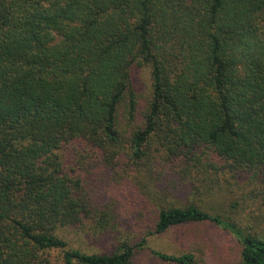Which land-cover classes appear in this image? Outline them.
I'll return each mask as SVG.
<instances>
[{"label":"trees","instance_id":"obj_1","mask_svg":"<svg viewBox=\"0 0 264 264\" xmlns=\"http://www.w3.org/2000/svg\"><path fill=\"white\" fill-rule=\"evenodd\" d=\"M86 172L125 188L103 202ZM259 194L264 0H0V264H135L146 236L199 223L264 264ZM149 204L155 229L133 242L122 222ZM116 233L110 252L66 237Z\"/></svg>","mask_w":264,"mask_h":264},{"label":"rangeland","instance_id":"obj_2","mask_svg":"<svg viewBox=\"0 0 264 264\" xmlns=\"http://www.w3.org/2000/svg\"><path fill=\"white\" fill-rule=\"evenodd\" d=\"M132 75L134 84L140 93L146 94L150 92V69L145 65L135 63L132 67ZM87 179L90 184L95 186L100 192V197L103 202L110 201V197H115L119 190H123L125 185L118 186L113 183L103 181L101 177L96 174H89L86 172ZM243 181V180H241ZM260 184V183H257ZM250 188H255L252 185ZM228 191H231L229 188ZM236 191V190H235ZM224 195L227 198L231 193ZM238 197L240 192H238ZM249 193V191H248ZM117 200V199H116ZM176 200V199H175ZM175 200L168 204H174ZM223 200V199H221ZM261 203L264 202L262 194L257 198ZM186 201L182 196L176 204H182ZM230 203V200L227 202ZM120 203H118L119 205ZM175 204V205H176ZM245 206V204H242ZM228 208V206L226 207ZM246 209L237 212L238 219L248 221L251 216L247 208H254L255 206H245ZM120 211L125 218L127 208L120 206ZM139 222H131L133 225L130 227L126 222H122L123 230L126 236L134 238L133 242H140L146 234L155 229V222L157 219V209L149 204L143 211ZM138 221V220H137ZM264 225V223H262ZM142 226V227H141ZM264 233V228L258 229ZM119 233L116 234H103V235H77L68 234L67 239L73 247H79L87 252H110L119 243ZM147 247L137 249L134 257L135 264H176L174 262L165 261L152 253V249H157L167 253L182 254L184 252H192L195 255V264H239L240 261V246L237 241L228 237L222 230L214 228L210 223L192 224L182 227H174L165 232L164 234H151L146 236Z\"/></svg>","mask_w":264,"mask_h":264}]
</instances>
